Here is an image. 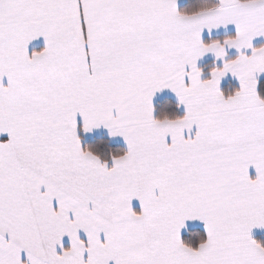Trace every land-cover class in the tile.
<instances>
[{"label":"snow or ice","instance_id":"6c2138e0","mask_svg":"<svg viewBox=\"0 0 264 264\" xmlns=\"http://www.w3.org/2000/svg\"><path fill=\"white\" fill-rule=\"evenodd\" d=\"M0 264H264V0H0Z\"/></svg>","mask_w":264,"mask_h":264}]
</instances>
